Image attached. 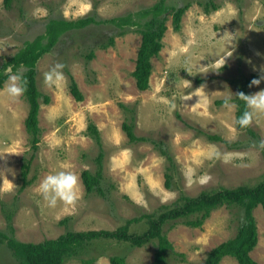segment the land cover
Wrapping results in <instances>:
<instances>
[{
    "label": "rangeland",
    "instance_id": "obj_1",
    "mask_svg": "<svg viewBox=\"0 0 264 264\" xmlns=\"http://www.w3.org/2000/svg\"><path fill=\"white\" fill-rule=\"evenodd\" d=\"M159 1L13 0L8 8L0 0V69L27 40L42 34L52 17L77 20L93 15L98 21L72 33V39L69 34L70 43L59 41L38 61V86L51 101L42 102V132L35 149L25 124L30 110L27 99L8 96L4 91L8 79L0 88V240L8 235L22 242H41L68 230H115L129 218L157 213L162 205L176 201L180 190L166 187L167 158L151 141L133 143L125 132L123 125L132 122L133 116L139 136L168 146L179 171L176 179L189 195L220 187L255 186L264 180V149L258 146L264 140V113L254 117L252 135L238 128L235 101L228 107L218 104L234 98L248 78L264 75V0H213L218 8L209 12L200 2L210 0H190L193 5L180 30L174 28L172 12L166 13L164 47L152 58L150 87L140 90L133 76L143 41L139 26L127 25L120 35L122 28L108 20L130 13L136 19L137 12ZM186 1L166 2L178 6ZM112 35L115 45L97 47L95 58L87 62L90 47ZM56 64L64 65V80L60 87H49L45 73ZM7 72L15 73L13 68ZM70 74L85 96L83 101L70 91ZM262 89L264 80L249 88L250 94ZM91 121L102 136L106 196L88 194L82 177L84 170H97L96 158L102 149L88 133ZM202 131L223 140L212 141ZM28 160L31 182L26 184L23 173ZM61 164L69 165L67 170L79 177L82 198L71 210L62 202L49 207L37 191L43 178L61 170ZM204 177L209 179L201 183ZM9 213L14 214L13 228L6 217ZM254 216L259 241L251 255L264 264L261 205ZM65 218L69 219L63 222ZM243 218L241 209L223 206L201 227L167 224L165 230L176 253L169 252L164 264H202L211 250L236 235ZM148 228L145 218L133 223L131 232L142 234ZM157 243L138 247L126 241L98 240L87 253L66 264H84L82 259L95 256L96 264H112L113 255L126 256L127 264H154ZM177 253H184L186 261ZM0 264H20L7 236L0 242ZM220 264L239 263L226 256Z\"/></svg>",
    "mask_w": 264,
    "mask_h": 264
},
{
    "label": "trees",
    "instance_id": "obj_2",
    "mask_svg": "<svg viewBox=\"0 0 264 264\" xmlns=\"http://www.w3.org/2000/svg\"><path fill=\"white\" fill-rule=\"evenodd\" d=\"M167 0H160L155 6L137 12V18L133 19L132 14L117 16L110 20L121 31L120 35L124 34L127 25H138L139 31L142 33L143 41L139 50L137 58V66L133 72L136 79L137 86L140 90H147L150 87V79L153 73L152 58L160 55L164 47L163 38L168 29L167 14L170 11L173 15V25L176 30L181 29V22L185 13L193 5L192 1H186L182 5L170 6ZM13 0H5L6 7L11 8ZM209 12L210 9H217L218 5L213 0L208 2H200ZM98 22L96 17L86 16L77 20H68L62 17H52L49 22L45 24V31L38 34L32 40H27L16 54L9 58L3 68L0 69V88L3 87L4 82L8 79L9 67L13 68V72L22 73L27 80V91L24 96L27 99L30 110L29 115L25 121L26 129L31 135V144L34 149L38 146L40 141L42 129L39 126V114L42 102L49 104L51 97L44 94L37 81L38 75V61L47 52L52 51L53 48L63 40L67 44L70 43L69 34L84 29L92 23ZM68 35V36H67ZM65 38V39H63ZM116 36H110L108 39H103L99 43L95 42L85 57L87 62L93 60L96 56V48H109L116 43ZM248 78L243 82L238 89V92L250 94V82L256 78ZM70 91L78 101H83L85 96L80 89V86L74 76L70 74ZM237 103V118L245 110L243 101L237 98V95L231 99ZM224 100L218 101V104H224ZM125 107V104H122ZM238 126V125H237ZM131 142L151 141L156 149L167 158L169 165L166 168V187L168 189H179L180 196L171 204H164L157 213L144 214L141 217L129 218L126 223L115 230H89V231H75L68 230L57 238H48L41 242H22L14 237L2 235L1 241L8 237V245L13 250L14 255L19 260L20 264H66V262L74 257L82 256L87 253L89 247L93 242L98 240H118L131 242L134 246L141 247L148 242L157 241L158 250L154 264H164L167 261L169 252H175L174 244L169 240L165 226L171 224V227L178 223H183L190 227H201L204 222L211 216L212 212L223 206L228 208H239L243 212V220L234 237L222 242L208 253L207 258L202 264H220L222 259L226 256L234 257L239 264H259L251 252L256 248L259 241V231L257 220L254 216V210L258 206L264 208V180L255 186L239 185L234 188L220 187L213 190H204L199 195H189L179 186V181L176 179L179 171L173 155L170 153L168 146L164 142L152 140L149 137L139 136L136 133L135 117L133 121H126L123 125ZM239 129L247 130L248 133L255 135L251 125L247 128ZM88 133L97 144L102 148L98 155L97 162L99 167L95 172L91 170H84L82 173L83 181L86 186L87 193H98L103 196L107 195V190L103 186L104 172L102 171L103 163V141L99 127L90 122ZM206 134L212 141L223 140L220 135ZM236 146V145H235ZM32 160V159H31ZM31 166V161L25 162L23 179L26 184L31 181L28 180V170ZM148 215V216H147ZM9 221V226L13 228L14 214H6ZM148 218L149 228L142 234L131 232V225L142 219ZM69 218H65L63 222ZM1 236V234H0ZM5 239H4V238ZM83 254V255H84ZM178 254V253H177ZM181 260L186 261L184 253L178 254ZM97 257H90L82 259L84 264H96ZM112 264H127L126 256L113 255L110 256Z\"/></svg>",
    "mask_w": 264,
    "mask_h": 264
},
{
    "label": "clouds",
    "instance_id": "obj_3",
    "mask_svg": "<svg viewBox=\"0 0 264 264\" xmlns=\"http://www.w3.org/2000/svg\"><path fill=\"white\" fill-rule=\"evenodd\" d=\"M63 68V64H56L49 72L45 73V83L49 87H60L61 82L64 80ZM262 80H264V75L258 79L254 78L249 86L260 85ZM4 91H6L8 96L13 99L23 96L27 91L26 78L19 72L9 74L8 82ZM237 98L243 101L245 110L237 118L236 124L240 128H247L252 124L253 119L257 114L264 113V89L254 94L239 92L237 93ZM230 101L231 97L225 99V107L229 106ZM258 146L261 149H264V140H261ZM209 156H211V153H209ZM68 168L69 165L61 164V170L54 171L45 176L38 186V193L51 208H55L58 202H62L67 209L71 210L75 208L77 202L82 198L79 177L76 173L67 170ZM192 174L193 169L189 168L188 175L191 176ZM5 179L7 178H4V180ZM208 179L209 177H204L201 180V183L207 182ZM167 198L166 194L165 199Z\"/></svg>",
    "mask_w": 264,
    "mask_h": 264
},
{
    "label": "water",
    "instance_id": "obj_4",
    "mask_svg": "<svg viewBox=\"0 0 264 264\" xmlns=\"http://www.w3.org/2000/svg\"><path fill=\"white\" fill-rule=\"evenodd\" d=\"M8 70H10V71H11V70H12V67H9V68H8Z\"/></svg>",
    "mask_w": 264,
    "mask_h": 264
}]
</instances>
